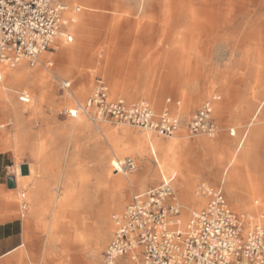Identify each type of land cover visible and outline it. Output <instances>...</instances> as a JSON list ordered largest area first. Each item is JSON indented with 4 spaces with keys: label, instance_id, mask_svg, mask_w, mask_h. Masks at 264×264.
Wrapping results in <instances>:
<instances>
[{
    "label": "rangeland",
    "instance_id": "1",
    "mask_svg": "<svg viewBox=\"0 0 264 264\" xmlns=\"http://www.w3.org/2000/svg\"><path fill=\"white\" fill-rule=\"evenodd\" d=\"M64 1L68 3L67 0ZM138 2L139 0L126 1L125 5L130 9L129 17L132 22L125 29L118 31L119 38L114 37L113 29L111 28L109 30L104 23L91 22L87 25L86 28L89 32L85 39V49L83 53L90 58H95L96 63L94 65L85 63L83 66L81 65L78 67L75 63L67 61L66 59L49 58L53 61V64H46L52 69V71L49 72L50 76H52L50 80L53 82L56 89L49 90L47 87H43L35 90L34 88H29V91L33 89L37 94H41L44 102L35 114L28 113L26 115L24 124L25 128L28 130L29 149H26L22 157V169L25 176L23 179H26L27 174L26 155L27 152L30 151V155L32 156V149L36 150L35 152L37 153H41L42 150L44 151L41 156L37 157L40 160L45 156L46 161L49 162V158L53 157L57 164V166L53 168L57 169V171L59 170L61 177L64 173H67L69 170L68 168L73 167L76 158L77 162H81L80 168L82 167L81 190L85 188L91 199L90 201L84 200V203H90L91 205L86 209L83 207H74V204L81 203V200L79 199L73 202V198L67 196L69 192H67V190L64 192L63 189V191H61L63 194L59 202V208H32V202L24 197L25 190H21L18 195L17 191L10 192V189H15L17 186L15 188H9L6 180L3 179L4 185L0 188V197L4 199L10 193L17 197L15 196L9 205H2L0 208L4 211L10 210L17 212V210H19L14 217L3 220L20 219L23 223L24 232L26 225L29 223L28 227L31 235L26 246L21 247L13 254V261L11 264H91L90 250L88 246H86V242L81 239H75V236L78 232H85L88 236H91L94 234V231H97V209L102 208L107 203L115 205L119 201H122L123 211L121 213H124L135 194L146 191L150 187L162 182V179L159 178L141 186L138 180H134L132 183L127 182V186H123L119 190L115 187L100 185L98 176L101 172V166H99L96 161L95 155L98 154L97 149L96 147L93 148L91 144H85L86 137L84 138L80 133L77 134L78 131L76 129L77 121L79 118L83 117L93 128L99 125L109 124L113 128L122 129L123 127H127L140 133L147 131L146 129L127 123L103 120L95 122L91 120L87 114L77 109V101L82 102L90 96L97 78H102L108 83L113 98L123 97L129 102L141 100L151 101L149 96L143 93L146 90L143 91L139 85H142L146 78L154 79L158 74L162 75L160 72L163 73L164 71L160 68L163 67V64H158L154 72L151 70L149 71L148 68L153 59L159 54L167 53L171 50L173 51L175 47L168 40L170 35L168 34L169 32H164L162 30V15L142 11L139 9ZM78 5L79 3H75L71 6L73 12H77L76 8ZM67 11H69V9ZM108 13L109 12H106V14ZM150 17L153 18L151 19ZM252 17L253 16L249 14L244 21H249ZM257 17H260V19L264 21V14L258 15L255 18ZM243 22L241 23L242 25L232 27L230 30L221 29V33L217 34H215V31L212 32L206 29L189 31L190 40L187 41L185 45L186 48H181L182 50L185 49L183 59L178 63L180 65L177 64L174 66L175 70L173 71L175 72V77L171 79L173 84H177L178 81V87L166 88V90L156 88L153 92L154 94L158 93L156 97H158L159 102L157 107L151 105L159 111L169 109L170 112L178 114L187 122L190 116L208 100L214 101V99H219L222 109L226 101L229 99L232 100L234 94L242 93V89L248 91L250 89H255L257 87V77L264 78V28L262 29L259 24H255L250 28ZM150 24L154 25L150 26ZM70 35H72L71 32ZM49 52L60 56L59 51L56 49L55 51L52 50ZM119 57H124L126 62L122 65L115 66L110 77L101 72H96L97 68L95 66L108 63V61L105 60L106 58L114 60ZM37 66L39 65L36 64V67ZM211 69H214V71L209 77L207 73ZM157 70L160 71L157 72ZM217 71L221 72L222 78L229 76L230 79L229 81L222 79L221 88L216 87L211 92L210 84L215 79ZM136 76L138 77L139 85L130 87L129 81ZM64 79L72 81L74 96H69L60 89L61 81ZM48 84L49 82L46 81L45 85ZM112 84H115L114 89L119 90L118 96L113 94ZM24 90L26 91L27 89L21 88L18 90L15 93V98L18 99L19 92ZM128 94L134 95L136 98L129 100ZM229 94L231 96H229ZM218 108L215 105L214 116L218 123V133L215 137H210L206 134L193 135L188 131L185 125L186 123H184V129L190 140H196L202 137H207L209 139H215L217 137L223 138V136L227 134L229 137V145L232 146L231 151L237 153L238 144L242 137H240L239 134L236 136L231 135L232 131L230 126L225 125L224 114L221 110L219 111ZM67 111L74 112L76 116L71 117ZM2 121H7V117L0 111V122ZM43 125H45L44 128L42 127ZM65 125H67V127H64ZM8 128L10 129L11 126H8ZM224 129H226V133L223 134ZM56 132L60 133V136L56 135ZM152 132L166 141H170L173 138V136L164 137L155 131ZM51 133L52 135H56L54 137V143L49 141L52 136ZM117 136L126 139L122 130L118 132ZM110 148H113V146ZM223 153L224 152L221 151V154L216 156L221 158ZM1 154L6 160V164L9 165L5 168L4 173L7 174V176L14 175V170L17 168V159L14 156V152L5 151ZM126 157L120 158L119 160H123ZM132 157L136 158L135 156ZM175 157L177 161V172L181 174L183 178L189 180L196 179V177L199 176L196 168L198 166L203 167V176H201L199 180L196 179L195 194L196 190L202 194L200 187L203 183L219 188L222 187L233 208L250 216L248 211L232 201V197L225 188L226 186L222 183V180L217 181L215 178L216 169L211 164L213 161L211 151L201 147L182 146L179 147ZM37 158H35V160ZM136 160L138 161V158H136ZM107 167L110 172L109 177L114 179V165L108 162ZM224 169L225 166H221V174H223ZM135 172V170L125 173L120 172L119 175L127 179L129 176L135 174ZM34 175L37 177L36 173H34ZM170 181L175 188L181 215H183L184 211H187L190 218L194 212L200 211L205 207L203 205L199 208L193 206L189 208L181 197L179 186H177L174 181ZM29 182L31 187V177L29 178ZM30 193L32 195L31 190ZM95 198L98 199L96 203L94 201ZM258 200L262 201L263 199L258 198ZM103 202L106 203L103 204ZM27 203L28 207L26 208ZM61 204L68 205L66 207L68 214L58 219L55 214L61 209ZM96 204L103 205L97 207ZM31 209H34L33 213H29ZM114 211L112 209L110 214L113 230L103 249L101 264H104L105 251L114 237L116 229L114 216L121 215L120 212ZM258 212V216L262 217L261 214H264V209L261 208ZM56 219L58 220L56 221ZM74 219H76L77 222L73 223ZM254 219L257 221V218ZM52 220L55 222H51ZM257 222L261 224V222ZM45 224H47V230L43 227ZM52 234L57 238L51 241L49 236ZM90 241H93V238H91ZM27 245L29 246L28 254L26 253ZM127 256H124V258L122 257L118 264H121L122 260L128 258Z\"/></svg>",
    "mask_w": 264,
    "mask_h": 264
},
{
    "label": "bare ground",
    "instance_id": "2",
    "mask_svg": "<svg viewBox=\"0 0 264 264\" xmlns=\"http://www.w3.org/2000/svg\"><path fill=\"white\" fill-rule=\"evenodd\" d=\"M126 1L127 0H67L68 3H66V5L67 10L69 9V11L65 12V21L69 28L68 31L71 32L74 39L69 42L64 38V36H60L58 38L53 47L59 51L60 56H58V54L45 51L40 55V59L37 64L39 66L37 67L36 65L31 66L26 58H23L15 65L6 64L2 66L3 75L2 80L0 81V111L5 117H7V121L0 122V152L13 151L14 156L17 159V168L14 170L17 188L10 189V192L17 191L18 195L21 190H25L24 197L27 198L26 189L29 180L23 179L25 176L22 169V157L26 149H29V140L28 130L25 128L24 123L26 115L28 113L35 114L44 102L41 94H37L33 89L29 91V88H34L35 90L43 87H47L49 90H53L54 88L56 89L53 82L50 80L52 76H50L49 72L52 71V69L46 64H53V61L49 58H60L62 60L66 59L67 61H72L78 67L81 65L83 66L85 63L94 65L96 63L95 58H90L83 53L85 49V39L89 32L86 27L91 22L104 23L109 30L111 28L113 29L114 37L117 38L119 36L118 31L125 29L132 22L129 17L130 9L125 5ZM75 3H79L77 6L80 9L79 12L72 11L73 9L71 6ZM138 6L139 9L144 12L162 15V30L164 32H169L168 34L170 35L168 40L175 47L173 51L171 50L167 53L159 54L155 59H153L150 67L148 68L149 71L151 70L154 72L158 64H163V67L160 68L164 71L163 73L160 72L162 75L158 74L157 77L154 76L155 80L153 78H146L142 85H139L137 76L129 81L130 87L139 85L143 91L146 90L143 93L149 96L151 100L149 102L154 107H157L159 102L158 97H156L158 93L154 94L153 92L156 88L166 90V88L169 89L178 87V81L177 84H173L171 79H174L173 77H175V72L173 71L175 70L174 66L180 63L183 59L185 49L182 50L181 48H186L185 45L187 41L190 40V35L188 34L189 31L206 29L211 30L212 32L215 31V34L221 33V29L230 30L232 27L242 25L241 23L249 14L253 17L250 18L249 21L243 22L246 23L247 27L251 28L255 24H259L262 29L264 28V21L261 20L260 17L255 18L258 15L264 14V0H139ZM106 12L109 13L106 14ZM150 18L152 19L153 17ZM153 25L154 24H150V26ZM105 60L108 61L107 64L95 66L97 68L96 72H101L109 77L114 71L115 66L122 65L126 62L124 57H119L114 60L106 58ZM188 60L191 61L190 59ZM159 71L160 70H157V72ZM213 71L214 69H211L207 73V76L210 77V75L213 74ZM222 79L229 81L230 77L225 76L222 78L221 72L217 71L215 79L210 84L211 92L216 87L221 88ZM46 81L49 82L48 85H45ZM114 86L115 84H112L113 94L118 96L119 90L114 89ZM262 86L264 87V82L262 83ZM21 88L27 89L26 92L31 96V103L24 104L19 100V97L18 99L15 98V93ZM65 94L74 96L73 88L70 93L67 92ZM132 98L136 97L128 94V99L132 100ZM87 99L82 102H77L84 105ZM246 99L250 100V97H246ZM251 103H255L254 100L251 101ZM214 104L217 108L219 107L218 110L220 111L221 102H219V99H214ZM184 123L186 122L184 121ZM185 125L183 124L181 126L170 141L163 140L150 130L140 133L127 127H123L122 129L113 128L109 124H103L102 126L99 125L96 126V128H93V126L86 122L83 117L79 118L77 121L76 129L78 131L77 134L80 133L84 138L86 137L85 144H91L93 148L96 147L97 149L98 154L95 156L98 165L101 166V172L98 176L100 185H107L113 188L115 187L119 190L121 187L127 186V182L132 183L134 180H138L139 185L144 186L148 182H152L159 178L163 180L165 177L174 181L175 184L179 186L181 197L189 208L192 206L199 208L203 205H207V198L204 197L203 194H200L197 190L195 194L196 179L199 180L201 176H203L204 169L199 166L196 168V171L199 174L196 179L194 178L189 180L187 178H183L181 174L177 172L175 154L179 147L182 146H193L196 148L201 147L211 151L213 155V161L211 164L216 169L215 178L217 181H221V158L216 156L221 154V137H217L215 139L202 137L196 140H190L184 129ZM8 126H11V128L9 129ZM231 128V135L241 133L238 126L234 125ZM120 130L123 131L126 139H124V137L117 136ZM241 142L242 139L240 140V143ZM111 146H113V148H110ZM126 156H135L138 158V161L134 158L137 163L135 174L129 176L127 179L119 175L121 171L117 172L115 170L116 165H118V162L120 161L119 159ZM108 162L114 165V179L109 177L110 172L107 167ZM238 162L239 161H237V163ZM241 168L242 167H240V169ZM67 192H69L67 196L73 198V193L68 187ZM228 192L230 196H232V192L229 190ZM15 196L10 193L4 199L0 197V207L2 205H9ZM32 198L31 193L28 192V200L30 202H32ZM78 199L81 200V203H75L74 207H83L86 209L89 205H91L90 203H84V200H91L89 198V193L85 190V188H82L79 197H77L76 194L75 200ZM261 205L242 208L250 213L251 218H257V221L261 222L264 228V214L260 213L262 217L258 216L259 209H264V206ZM67 206L68 205L66 204H61V209H59L55 214L56 218L60 219L68 214L66 209ZM112 209L113 211L116 210L118 213L120 212V214H123L121 213L123 211L122 201H119L115 205L107 203L102 208L97 209L96 214L98 218V228L97 231H94L93 235L88 236L85 232H78L75 236V239H81L86 242L85 244L90 250L91 264H101L103 249L105 248L107 240L110 238L113 230V223L110 218ZM18 211L19 210H17V212ZM17 212L10 210L4 211L0 208V221L6 218L14 217L17 215ZM33 212L34 209L29 211V213ZM181 216L183 222L189 220L187 211H184ZM58 219H56V221ZM74 222H77L76 219L73 220V223ZM28 226L29 223L25 228L24 246L31 238ZM43 227L47 230V224L43 225ZM55 238L57 237L54 234L49 236L51 241ZM91 238H93V241H90ZM127 257L128 258L121 261V264H140V261L134 260L132 255Z\"/></svg>",
    "mask_w": 264,
    "mask_h": 264
},
{
    "label": "built area",
    "instance_id": "3",
    "mask_svg": "<svg viewBox=\"0 0 264 264\" xmlns=\"http://www.w3.org/2000/svg\"><path fill=\"white\" fill-rule=\"evenodd\" d=\"M76 10L79 12V7ZM66 11L64 0H0V81L3 65H15L26 58L35 66L43 52L55 50L60 36L73 41ZM60 89L70 93L72 81L62 80ZM18 97L24 104L31 103L26 91ZM77 109L93 121L127 123L164 137H172L184 124L178 114L169 109L157 111L149 101L113 98L102 78H97L84 105L77 102ZM214 111V101H206L186 122L188 131L215 137L218 123ZM136 168V160L127 157L115 170L125 173ZM200 190L208 198L207 205L186 222L169 179L164 177L160 184L135 194L125 212L114 216L116 229L104 264H118L127 255L140 264H264L263 226L233 208L223 188L203 183Z\"/></svg>",
    "mask_w": 264,
    "mask_h": 264
},
{
    "label": "crops",
    "instance_id": "4",
    "mask_svg": "<svg viewBox=\"0 0 264 264\" xmlns=\"http://www.w3.org/2000/svg\"><path fill=\"white\" fill-rule=\"evenodd\" d=\"M257 79L255 78L258 86L255 89L249 91L242 89V93L234 94L232 100H227L221 109L224 114L225 125H229L230 129L234 125L238 126L241 132L238 134L242 137V142L238 144L237 153L231 151L232 146L229 145L227 134L221 138V151L224 152L221 156V166H225L223 174H221V180L227 191L232 192V201L240 207L259 206L261 204V206H264V87L262 86L264 78L257 77ZM229 96L231 95L229 94ZM246 97H250V100H247ZM253 100L255 103H251ZM44 126L42 127L44 128ZM64 127H67V125ZM224 133H226V129L223 130ZM56 135L60 136V133L56 132ZM56 135L50 137L49 141L51 143H54ZM32 151V156L30 151L26 155V179L32 178L31 187L30 182L27 184L26 194L28 200V192L32 191V208H59V202L63 194L61 191L64 189L65 192L67 187L72 191V201L75 202L76 194L79 197L81 193V162H77L75 158L73 167L68 168L67 173H64L61 177L59 170L53 168L57 166L53 157L49 158V162L46 161L45 156L40 160L37 157L41 156L44 151L42 150L41 153H37L33 149ZM1 153L0 188L4 185L3 179L7 182L8 176L4 173V170L9 166ZM35 158L37 159L35 160ZM237 161L239 162L237 163ZM239 165L242 167L241 169ZM34 173L37 174V177ZM258 198L263 200L259 201ZM97 200L95 198V203ZM106 202H103V204ZM103 204H96V206L101 207ZM27 207L28 203L26 204ZM24 233L23 223L20 219L0 221V264L12 263L13 254L24 246ZM28 249L29 246L27 245V254L29 253Z\"/></svg>",
    "mask_w": 264,
    "mask_h": 264
},
{
    "label": "water",
    "instance_id": "5",
    "mask_svg": "<svg viewBox=\"0 0 264 264\" xmlns=\"http://www.w3.org/2000/svg\"><path fill=\"white\" fill-rule=\"evenodd\" d=\"M7 185L9 188H15L17 186L16 179L14 175L7 177Z\"/></svg>",
    "mask_w": 264,
    "mask_h": 264
}]
</instances>
